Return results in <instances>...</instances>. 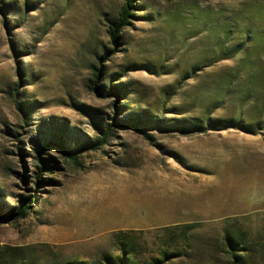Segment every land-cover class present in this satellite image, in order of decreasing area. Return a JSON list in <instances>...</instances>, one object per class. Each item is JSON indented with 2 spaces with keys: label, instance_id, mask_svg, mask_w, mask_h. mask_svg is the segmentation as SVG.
Masks as SVG:
<instances>
[{
  "label": "rangeland",
  "instance_id": "rangeland-1",
  "mask_svg": "<svg viewBox=\"0 0 264 264\" xmlns=\"http://www.w3.org/2000/svg\"><path fill=\"white\" fill-rule=\"evenodd\" d=\"M124 2L0 0V264H264V0Z\"/></svg>",
  "mask_w": 264,
  "mask_h": 264
},
{
  "label": "trees",
  "instance_id": "trees-1",
  "mask_svg": "<svg viewBox=\"0 0 264 264\" xmlns=\"http://www.w3.org/2000/svg\"><path fill=\"white\" fill-rule=\"evenodd\" d=\"M124 6L123 9L121 11V14L118 18V21L116 22V24H114L112 27L109 28L108 33L110 36V41L111 44L113 45L114 48H112V50L110 51H106L105 54L103 55L102 59L104 61H107L110 59V57L115 54L118 51V46L120 43V39H121V32L123 31V29L128 26L130 24V18L132 17V9L134 7V0H124ZM113 93L118 95L120 92L119 90L113 89ZM118 113V110L115 109ZM119 119L118 116L116 115L114 117L113 120H117ZM120 122H122L121 120H118ZM189 124H186L185 126L181 127L180 129L184 132L187 131H191L189 130L188 127ZM236 124H233V126L231 127H237L235 126ZM242 128H244V126H240ZM196 131L199 132H203L205 131V128H202L199 125H196L195 128H192ZM221 129H225V128H221ZM52 145L54 143H49L47 145ZM57 144L61 149H62V153L67 155V156H73L74 154H72L68 148L65 147L64 143L59 142V143H55ZM77 153V152H76ZM40 159V163L42 166L37 165L36 167L39 169V172H45V173H53L54 168L56 167L55 165H53L50 160H43L42 157H39ZM33 196H29L26 197V199L24 201H21L19 206L17 207V211L13 212L11 214H8L5 219L9 220V221H14L17 218H24L28 215V211L30 209V203L34 202L33 201ZM179 233L176 235V237H174L173 241H176V239L180 240L182 245L186 248L188 246V244L191 242V238H192V231H193V226H189V225H183L181 227L176 228ZM226 239V243L225 245L229 248L228 253L229 255H231V257L233 258L232 260V264H243L244 260L242 259L241 256H238V254L236 253L237 249H234V242L233 239L229 236L225 237ZM172 240L168 239V242L171 243ZM172 245V244H171ZM161 255L162 258H158V256H154L151 258V263L150 264H164V259L166 258V256L168 255H172L170 253V249L167 250H162L161 251ZM173 257V256H171ZM71 264V263H69ZM73 264H89V263H85V262H74ZM105 264H138L137 262V257L133 254V252L131 250H127V249H123L122 253L119 254H115V255H106L105 256Z\"/></svg>",
  "mask_w": 264,
  "mask_h": 264
},
{
  "label": "water",
  "instance_id": "water-1",
  "mask_svg": "<svg viewBox=\"0 0 264 264\" xmlns=\"http://www.w3.org/2000/svg\"><path fill=\"white\" fill-rule=\"evenodd\" d=\"M0 219H3V220L5 221V219H4V218H2L1 216H0Z\"/></svg>",
  "mask_w": 264,
  "mask_h": 264
}]
</instances>
